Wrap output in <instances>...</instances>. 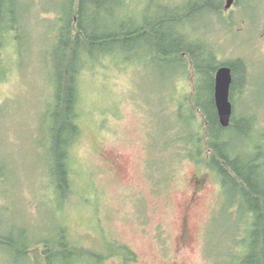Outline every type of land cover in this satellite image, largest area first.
<instances>
[{
	"label": "rangeland",
	"instance_id": "374dc122",
	"mask_svg": "<svg viewBox=\"0 0 264 264\" xmlns=\"http://www.w3.org/2000/svg\"><path fill=\"white\" fill-rule=\"evenodd\" d=\"M187 1L163 2L182 7ZM221 1L227 18L211 6L190 10L189 36L207 42L221 61L245 60L248 82L236 113L254 115L264 135V0H238L231 10L224 9L227 0H210V5ZM69 2L16 0L12 5L18 39L12 33L0 50V234L24 245L30 236L53 239L63 226L70 241L97 252L107 254L114 244L131 249L134 264H232L234 247L241 252L244 241L236 242L233 210L220 207L216 174L185 160L169 178L164 176L168 157L152 156L153 140L163 141L176 122L175 106L194 87L193 73L187 80L174 75L171 63L149 62L142 50L118 51L116 60L104 59L80 75L81 134L70 155L73 194L69 200L58 195L50 176L46 117L49 56L57 12ZM149 2L130 0L125 18L142 20ZM112 11L116 17L120 10ZM235 139L236 146L245 143L243 137ZM262 150L264 160V138ZM159 161L160 169L152 171ZM5 246L0 245V264L42 261L40 244L29 249L28 259ZM102 264H120V259L110 256Z\"/></svg>",
	"mask_w": 264,
	"mask_h": 264
},
{
	"label": "trees",
	"instance_id": "16d2710c",
	"mask_svg": "<svg viewBox=\"0 0 264 264\" xmlns=\"http://www.w3.org/2000/svg\"><path fill=\"white\" fill-rule=\"evenodd\" d=\"M15 1L0 0V50L12 33L18 39L19 24L15 23L12 8ZM148 1L151 5L144 6L142 20L125 18L130 0H70L57 12V31L49 56L51 99L46 109V117L50 120V176L56 191L66 200L73 194L70 155L81 134L78 122L80 75L104 59L116 60L118 51L142 50L149 62H169L175 68L174 75L180 74L187 80L193 73L191 79L194 80L193 89L183 93V101L175 106L176 122L168 128L161 143L153 140V159L160 160L162 154L168 157L164 176L169 178L174 175L176 164L185 160L213 171L221 186L220 207L233 210V223L238 231L236 234L239 233L236 242L244 241L241 252L238 246L234 247L232 264H264V135L259 132L254 115L236 113L237 99L248 82L247 64L242 58L221 61L207 42L192 40L189 36L190 10L196 12L211 6L210 0H188L182 7L165 5L164 0L156 4ZM114 7L120 10L116 17L112 11ZM221 7L222 1L214 9L220 13ZM222 65H229L233 74V116L227 128L220 124L214 98L215 75ZM237 137L244 138L242 147L234 145ZM253 138L259 143H250ZM157 147L163 149L156 150ZM250 150L257 153L250 154ZM155 168L160 169V161L151 167L157 172ZM240 233L245 234L244 239ZM29 241L23 245L12 235L0 234V245L22 252L25 258H29V249L34 244H40L42 261L37 264H84L87 260L102 264L115 250V255H132L125 246L118 244L109 248L108 255L81 246L70 241L63 226L53 239L36 240L30 236ZM33 241L36 243L32 244Z\"/></svg>",
	"mask_w": 264,
	"mask_h": 264
},
{
	"label": "water",
	"instance_id": "95a60500",
	"mask_svg": "<svg viewBox=\"0 0 264 264\" xmlns=\"http://www.w3.org/2000/svg\"><path fill=\"white\" fill-rule=\"evenodd\" d=\"M234 0H228L227 6H231ZM233 83L232 68L222 65L215 75V103L220 124L227 128L230 126L233 116V103L231 100V86Z\"/></svg>",
	"mask_w": 264,
	"mask_h": 264
},
{
	"label": "flooded vegetation",
	"instance_id": "af4514ba",
	"mask_svg": "<svg viewBox=\"0 0 264 264\" xmlns=\"http://www.w3.org/2000/svg\"><path fill=\"white\" fill-rule=\"evenodd\" d=\"M228 1V0H227ZM227 1H226V3H225V5H224V9L226 10H231V9H234L233 7H235V5H238V0H234L233 1V3L231 4V6H227ZM217 5H219V4H217ZM217 5H211L212 6V8H213V12L214 13H219V11L218 10H216V9H214V7H216ZM244 6H243V8L245 7V2H244V4H243ZM241 9V8H240ZM215 10V11H214ZM217 11V12H216ZM221 13H222V15L225 17V18H227L228 16H225L224 14H223V11H221ZM218 15H220V14H218ZM222 17V16H221ZM215 88V87H214ZM215 98V97H214ZM187 235H188V231L185 229L184 230V233L182 234V237H183V239H186V237H187ZM129 250V249H128ZM130 252H131V249L129 250ZM132 253V252H131ZM113 256H117V258H119L120 259V264H134L135 262H137V257H135L133 254L131 255V256H124V255H113ZM110 257V256H109ZM106 260V259H105Z\"/></svg>",
	"mask_w": 264,
	"mask_h": 264
}]
</instances>
